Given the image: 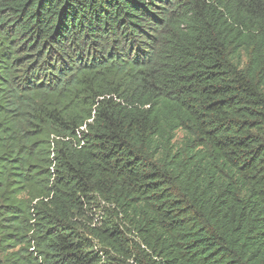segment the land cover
<instances>
[{
    "label": "trees",
    "instance_id": "obj_1",
    "mask_svg": "<svg viewBox=\"0 0 264 264\" xmlns=\"http://www.w3.org/2000/svg\"><path fill=\"white\" fill-rule=\"evenodd\" d=\"M0 264H264V0H0Z\"/></svg>",
    "mask_w": 264,
    "mask_h": 264
},
{
    "label": "rangeland",
    "instance_id": "obj_2",
    "mask_svg": "<svg viewBox=\"0 0 264 264\" xmlns=\"http://www.w3.org/2000/svg\"><path fill=\"white\" fill-rule=\"evenodd\" d=\"M178 138L181 137V134L178 133ZM87 216L89 219H92L93 218V222L97 224V220H99L98 216H99V211L98 209L96 208H92L91 211H88L87 212Z\"/></svg>",
    "mask_w": 264,
    "mask_h": 264
}]
</instances>
